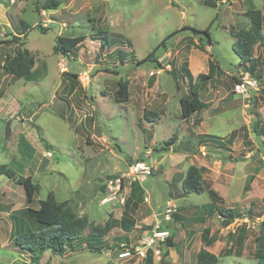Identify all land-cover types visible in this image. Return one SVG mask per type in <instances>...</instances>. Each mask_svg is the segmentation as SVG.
<instances>
[{
    "label": "rangeland",
    "instance_id": "1",
    "mask_svg": "<svg viewBox=\"0 0 264 264\" xmlns=\"http://www.w3.org/2000/svg\"><path fill=\"white\" fill-rule=\"evenodd\" d=\"M7 1L0 0V39L17 35L4 29L6 16L18 33L23 30L21 21H26L24 47L35 54L36 65L33 80L0 77V168L14 173L0 175V264H36L14 243L18 233L41 226L22 213L28 205L20 181L28 176L40 187L32 207L54 191L60 202L69 201L78 215H87L95 225L126 214L133 218L132 224L126 221L103 237L87 229L74 248L63 255L47 251L42 263L195 264L204 246L203 231L210 226L215 236L210 249L220 255L218 264H264V258L253 255L264 220V46L255 48L261 63L251 75L232 47L235 37L230 32L231 27H249L247 11L256 6L264 12V0H223L217 7L203 0H59L55 10L42 8L46 0ZM209 25L217 43L202 46L203 34L195 30ZM100 31L110 36L109 46L101 51ZM59 35H84L86 40L78 52L65 55L54 51ZM17 47L0 45L6 50L2 59ZM185 61L194 76L191 84L199 83L197 75L215 64V74L201 95L208 106L189 120L183 118L180 104L190 90L189 81L180 78L178 87L170 72L173 67L180 72ZM248 77L253 81L249 92H239L237 85ZM120 78L129 82V102L114 96ZM9 119L12 135L6 138ZM233 130L239 135L232 144L201 140L206 133L226 139ZM172 137L174 142L166 144ZM138 158L149 159L154 173L141 181L142 189L138 180L125 178L114 196L108 179L128 173ZM191 165L205 167L206 188L217 189L222 197L216 206L245 216L226 224L217 210L211 212L207 192L183 193ZM138 189L141 197L133 201ZM130 197L134 207L125 210ZM171 205L173 214L167 213ZM251 207L252 217L247 214ZM147 218L150 222H144ZM158 220L176 242L162 243L163 252L168 249L170 255L163 254L160 263L158 258L150 263L107 253L150 236ZM138 223L142 227H136Z\"/></svg>",
    "mask_w": 264,
    "mask_h": 264
},
{
    "label": "trees",
    "instance_id": "2",
    "mask_svg": "<svg viewBox=\"0 0 264 264\" xmlns=\"http://www.w3.org/2000/svg\"><path fill=\"white\" fill-rule=\"evenodd\" d=\"M203 1L209 6L217 7L219 3H222L223 0ZM6 3H8V1ZM59 6V0H46L45 3H43L42 8L55 10ZM247 15L249 16L250 20L249 27L240 29L231 27L230 32L235 37V41L232 45L233 49L238 54L241 64H243V66H245L248 72L252 75L257 69L258 65L261 63V58L259 56H255L254 51L256 47L264 46V12L263 9L253 6L247 11ZM217 18L218 15L212 20L211 24ZM21 25L23 26L21 33H17V35L11 34L12 38L0 39L1 48L3 45L18 46L14 53L7 54L4 56V59L1 57L0 60V67H2V71L11 76L12 82L17 81L20 78H24L29 81L33 80L35 72V54L28 48L24 47L26 44L24 38L27 36V30L29 29V26H26V21L24 20L21 21ZM210 25L204 30H195V32H201L203 34V36L200 38V41L203 42L201 43L202 46L214 45L217 43L210 33ZM177 32L178 31H174L172 34ZM99 33L100 34L97 37L99 39H103L99 47V51H101L106 46H109L108 44L110 42V36L107 31L105 33L100 31ZM172 34L168 35L164 40H162L157 48L163 46L166 39ZM85 39L86 37L84 35L71 37L59 35L54 46V51L55 53L71 55L73 54V50L77 49V52L80 50ZM115 52L119 53L121 60H126L118 48L115 49ZM153 52L149 53L147 57L140 60L139 63L150 59ZM171 63L172 66H175L174 60H172ZM159 66L161 68L163 67L161 62L159 63ZM180 69L181 71L178 72L177 68L173 67L170 72L177 81L176 84L178 87H180V78L182 81H189L190 90L180 99L182 116L185 120H189L195 113L204 110L208 106L207 103L202 99L201 95L205 93L208 83L215 74V64L210 63L208 73H199L196 77V80L199 83L193 84H191V80L194 79V76L188 67V62L185 61ZM107 70L110 71V69ZM113 72L118 73V71L115 70ZM114 96L116 100L120 102H127L130 98L129 82L120 78L117 82V88L114 92ZM144 113V118H149L148 111L145 110ZM89 120L94 121L92 117L89 118ZM238 135V130H233L226 139H224V137L206 133L201 136V140H203V142L213 141L218 145L225 146V143H234ZM173 139L175 140L176 138L172 137V141H167L166 144L174 142ZM204 170L205 167L203 166L191 165L189 167L182 183L183 192L188 194L191 192L204 193L208 191L210 197L212 198L211 202L207 203L212 209L211 212L214 213V210H217V212H219V218H221L226 224L232 223L236 218H243L245 216V213L243 212L232 208L219 207L215 205V201L217 199L222 200V197L213 188H206L203 176ZM1 174H7L9 177H13L14 175L13 171L4 168H0V175ZM20 182L25 188L27 195L26 201L28 205L25 210L23 209L22 213L33 218L41 224V226L36 230L30 229L24 233H18V235L15 237L14 243L19 247V250L22 253L30 256L31 263L48 264L47 262H41L43 255L47 251H50L52 254H65L69 248H74V242L77 239L82 238L87 229H89V233L92 236L103 237L106 236L113 228H115L119 222L121 223V221L118 219L111 218L105 225H95L89 221L87 215H78L74 211L69 201L60 202L57 199V195L54 191H50L45 199H41L38 207H32L30 205L33 203L36 193L39 192L40 187L38 184L32 182L31 176H28ZM253 212L254 211L252 207L249 208L247 213L248 216L250 215L252 217L254 214ZM245 226L247 227L248 225L246 224ZM245 226L242 225L241 228L246 229ZM210 230L211 229L209 227H206L202 234V239L205 246H211L213 244V239L210 237ZM167 242L168 246L176 245L172 236L168 237ZM255 244L256 245L253 255L256 258H264V220L261 225V233L255 238ZM87 246L91 249H94V246L90 243H88ZM226 252L229 254V251ZM168 254L169 250H166L165 256ZM219 258L220 255H217L209 249L202 247L197 254L195 264H218L220 261ZM147 260L150 261V263L152 262L151 252H149Z\"/></svg>",
    "mask_w": 264,
    "mask_h": 264
},
{
    "label": "built area",
    "instance_id": "3",
    "mask_svg": "<svg viewBox=\"0 0 264 264\" xmlns=\"http://www.w3.org/2000/svg\"><path fill=\"white\" fill-rule=\"evenodd\" d=\"M8 2L15 3L16 0H8ZM64 68V67H63ZM257 83V82H256ZM253 85V81L250 77L244 79L240 84L237 85L239 92H249V86ZM49 156H52V152H48ZM155 171V166L153 163L144 158H138L129 165V171L122 176L112 177L107 181V188L111 189L114 196L121 190L125 178L134 179L138 181H143ZM173 207L170 206L167 209V213L173 214ZM162 222L157 221L153 232L150 236L142 239L137 245H121L115 250H110L108 254L114 252L119 259H132L138 257L144 259L147 257L149 251H152L153 255L162 260L163 249L162 243L171 236L169 229H164L162 227Z\"/></svg>",
    "mask_w": 264,
    "mask_h": 264
},
{
    "label": "crops",
    "instance_id": "4",
    "mask_svg": "<svg viewBox=\"0 0 264 264\" xmlns=\"http://www.w3.org/2000/svg\"><path fill=\"white\" fill-rule=\"evenodd\" d=\"M0 11H4V9H2L1 7H0ZM5 13V12H4ZM6 21H3V26H4V29H12V31L14 32V33H18L17 31H15L13 28H12V25H11V22H10V20H9V18H8V16H6ZM86 40V39H85ZM116 49V48H115ZM115 49H114V51H115ZM3 53H6V50H4V49H0V60H1V57H2V54ZM118 65V64H117ZM3 77L4 78V80H9L10 78H11V76L10 75H8V74H6V73H4L2 70H1V68H0V77ZM68 81V80H67ZM61 83L63 82V80L62 81H60ZM60 84V83H59ZM60 89V85H58L56 88H55V91H57V90H59ZM129 94H130V98H129V100L127 101V102H129V101H131V98H132V96H131V92H130V85H129ZM24 116V115H23ZM31 117V116H30ZM13 121V120H12ZM30 121V120H29ZM206 146H208V145H206ZM149 160V159H148ZM151 176V175H150ZM148 178V177H147ZM146 178V179H147ZM145 179V180H146ZM144 181V180H143ZM141 181H139V187H140V189H142V186H141ZM183 183V182H182ZM210 188H213V187H210ZM140 189H138V195L136 196V199H134L133 201H138L139 199H140V195H141V193H142V190H140ZM181 189H182V186H181ZM214 190H216L217 192H218V190L217 189H215V188H213ZM144 190V189H143ZM183 191V190H182ZM146 192V191H145ZM207 193H208V191H206ZM184 193V192H183ZM219 193V192H218ZM123 194V196H125V191L122 193ZM208 195H209V193H208ZM210 196V195H209ZM172 206V205H171ZM134 207V202H132V197H130L129 199H128V201H127V203L125 204V210H127V209H132ZM127 216H128V214H126L125 215V217H120V218H116V219H118L119 221H121V223L119 222L118 224H117V226H122L126 221H128L130 224H132V220H133V218L132 217H130V220L127 218ZM218 217H219V214H218ZM220 220L222 221V219L220 218ZM146 221H149L150 222V218H147V219H144V222H146ZM154 222V221H153ZM142 224H143V221H142ZM155 222H154V225L153 226H155ZM116 226V227H117ZM136 227H142V225L141 224H136ZM210 229H211V227L210 226H208ZM152 229H154V227L152 228ZM171 232V231H170ZM171 236H172V232H171ZM133 236H131V238H132ZM210 237L213 239V237H215L213 234H212V232H211V230H210ZM126 239V241H127V243H129V240H128V238H125ZM133 239V238H132ZM134 240V242H130L131 244L130 245H137L141 240H135V239H133ZM174 240V239H173ZM202 240V239H201ZM202 243H203V240L201 241ZM174 243L176 244V242H175V240H174ZM213 243H214V240H213ZM203 247H205V248H207V249H209L210 251H211V249H210V246H203ZM202 248V247H201ZM200 248V249H201ZM116 249V248H115ZM115 249H108V251H107V253L110 251V250H115ZM199 249V250H200ZM168 250V249H167ZM199 250L197 251V253H196V256H197V254H198V252H199ZM149 252H151V255H153V253H152V251H149ZM213 252V251H212ZM215 253V252H214ZM149 254V253H148ZM163 254H164V258L166 257L165 256V251L163 252ZM168 255H170V253L168 254ZM167 255V256H168ZM148 256V255H147ZM152 258H157L156 256H154L153 255V257ZM138 260L139 261H146L147 260V257L146 258H144V259H141V258H138ZM157 261L159 262V260L157 259ZM163 262H167V261H163ZM162 262V263H163ZM160 263V262H159ZM167 264V263H166Z\"/></svg>",
    "mask_w": 264,
    "mask_h": 264
},
{
    "label": "water",
    "instance_id": "5",
    "mask_svg": "<svg viewBox=\"0 0 264 264\" xmlns=\"http://www.w3.org/2000/svg\"><path fill=\"white\" fill-rule=\"evenodd\" d=\"M11 122H12V119H9L7 121V125H6V138H9L12 135Z\"/></svg>",
    "mask_w": 264,
    "mask_h": 264
}]
</instances>
